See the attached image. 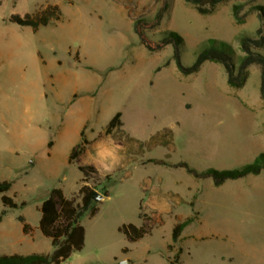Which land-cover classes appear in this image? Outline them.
<instances>
[{"label":"rangeland","instance_id":"obj_1","mask_svg":"<svg viewBox=\"0 0 264 264\" xmlns=\"http://www.w3.org/2000/svg\"><path fill=\"white\" fill-rule=\"evenodd\" d=\"M47 4L60 6L59 20L35 31L8 21L12 13H34ZM233 4L241 6V21L232 14ZM162 6L159 22L146 34L159 40L175 31L182 41L148 51L132 24L140 17L152 22ZM259 27L264 30V0H228L206 15L184 0H3L0 178L13 182L9 195L26 202L8 211L38 214L35 206L52 188L78 200L81 159L69 163L68 156L83 129L86 138L104 136L130 163L86 175L109 197L97 202V214L81 219L83 247L61 264H119L128 258L168 264L176 253L181 264H264V171L215 185L173 165L185 162L198 172L229 169L264 151L258 69L250 67L244 84L232 87L219 63L205 62L184 75L173 59L177 51L190 65L210 39L240 54L239 37ZM116 112L121 123L107 132ZM147 174L173 189L164 206L142 201L149 220H141L137 184ZM189 218L172 243L173 226ZM141 221L150 230L137 241L117 230ZM42 240L41 251L51 252L50 240Z\"/></svg>","mask_w":264,"mask_h":264},{"label":"trees","instance_id":"obj_2","mask_svg":"<svg viewBox=\"0 0 264 264\" xmlns=\"http://www.w3.org/2000/svg\"><path fill=\"white\" fill-rule=\"evenodd\" d=\"M3 0H0V4ZM186 3L193 5L197 13L201 15L210 14L215 7L228 0H184ZM262 11L263 7L258 6ZM165 9L162 6L156 13L154 20L149 22L143 17L136 18L133 21L132 29L137 35L139 42L148 51H157L165 45L173 43L175 46L181 43V36L175 31L164 32L159 40H153L146 34L147 29L153 28L160 20V17ZM240 4L232 5V14L235 19L241 21ZM260 14L262 18L263 14ZM62 16V10L58 4H47L40 7L34 13L18 14L12 13L8 17V21L19 25L27 26L32 30H37L40 26L47 25L57 21ZM201 51H199L190 65H184L181 62L177 51L173 54V59L178 70L189 75L197 71L205 62H216L222 65L226 73V81L232 87H240L246 81L248 70L254 66L259 71L260 85L259 91L264 98V54L260 51L264 47V30L259 27L254 35H241L238 39L240 54H236L231 45L227 42L216 41L210 39ZM120 112H116L109 121L106 130L109 132L113 127L120 125ZM89 143L84 136L83 129L80 131L79 142L71 149L68 156V162L72 163L76 160ZM175 166L184 167L189 173L195 177H209L215 185H220L226 180H234L245 177L247 175H256L264 171V151L259 152L251 161L240 166L229 169H217L209 167L201 172L189 167L185 162L173 164ZM78 169L84 175L82 183L77 190V197H66L61 188H52L48 197L42 200L39 206L40 218L38 228L41 233L50 239L52 251L49 253L35 252L30 254H4L0 255V264H61L70 257L72 252L80 250L84 244L85 229L81 223L84 216H93L98 208L97 202L92 197V191L97 188L87 183L86 175L91 172L97 174L92 165H77ZM110 176L105 175V179ZM13 182L8 179L0 178V200L3 209L0 211V217L5 214L6 209L21 208L26 205L24 200L17 201L14 195H9L8 192L12 188ZM104 196L107 195L101 190H98ZM138 216L143 220H149V216L143 212L142 206L139 205ZM18 220L22 223L24 233L31 230L29 224L25 221L22 215L18 216ZM191 219H186L177 222L171 231L172 243L177 242L183 228ZM117 230L121 232L129 241H137L145 236L150 227L147 225H136L132 222L122 223ZM172 249V244L168 245ZM127 248H123V252ZM168 264H181L178 253L167 257ZM128 264H142L132 263Z\"/></svg>","mask_w":264,"mask_h":264},{"label":"crops","instance_id":"obj_3","mask_svg":"<svg viewBox=\"0 0 264 264\" xmlns=\"http://www.w3.org/2000/svg\"><path fill=\"white\" fill-rule=\"evenodd\" d=\"M87 139L89 143L86 145L85 151L78 157V159H81L79 160L78 165H92L98 175L109 173L115 170V168L129 166L130 157L128 154L121 153V151L114 146H109L104 136H93L88 137ZM137 187L139 190V194L137 196V213L139 212V205H142V201L150 207L154 205L164 206L167 203V199H169L172 195L173 189L169 181L164 179L162 180V177H157V181L154 182L153 176L148 174L139 179ZM108 197L109 195L104 196V198ZM39 206L40 204L35 206L38 214H22L25 221L31 227V230L28 233L23 232L22 223L18 220V216L20 214L10 213L8 211L10 209H6L5 214L0 217V255L12 253L30 254L35 252H44L41 251L39 247L43 242L42 237L44 236L38 228V222L40 218ZM140 219L143 220L142 218ZM140 225H144L143 221H141ZM126 260L127 263H136L130 258Z\"/></svg>","mask_w":264,"mask_h":264},{"label":"water","instance_id":"obj_4","mask_svg":"<svg viewBox=\"0 0 264 264\" xmlns=\"http://www.w3.org/2000/svg\"><path fill=\"white\" fill-rule=\"evenodd\" d=\"M91 197L95 202H99L100 200L104 198V195L101 194L98 190L94 189L92 191ZM119 264H128V263H127V260H122L119 262Z\"/></svg>","mask_w":264,"mask_h":264}]
</instances>
